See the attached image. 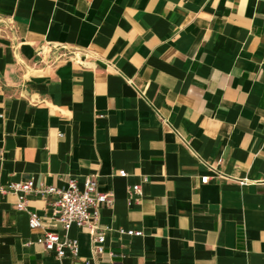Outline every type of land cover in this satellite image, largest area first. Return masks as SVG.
I'll return each instance as SVG.
<instances>
[{"label": "crops", "instance_id": "1", "mask_svg": "<svg viewBox=\"0 0 264 264\" xmlns=\"http://www.w3.org/2000/svg\"><path fill=\"white\" fill-rule=\"evenodd\" d=\"M88 175L100 253L9 188ZM73 261L264 264V0H0V264Z\"/></svg>", "mask_w": 264, "mask_h": 264}, {"label": "built area", "instance_id": "2", "mask_svg": "<svg viewBox=\"0 0 264 264\" xmlns=\"http://www.w3.org/2000/svg\"><path fill=\"white\" fill-rule=\"evenodd\" d=\"M43 48L38 49L41 54ZM119 174L124 175L125 170L120 169ZM208 175L201 176V182H206ZM9 188L21 191L16 204L19 209H26L24 194L37 190L42 193L52 194L50 201L49 215L56 220L63 229L68 230L72 225L87 227L91 230V242L93 253H100L104 250V233L98 226L99 209L104 203L110 201V193L98 188L96 179L88 175L82 180L81 186L76 177H70L66 186L53 184L34 185L31 178L26 180H15L9 183ZM139 190V184L133 185V191ZM43 224L41 215L36 210H28V225L30 228H38ZM128 234H141L139 229H128ZM47 250H54L56 256L61 257L69 252L74 258L78 255V240L75 237L61 238L57 231L46 229L37 238ZM71 264H75L74 261Z\"/></svg>", "mask_w": 264, "mask_h": 264}]
</instances>
